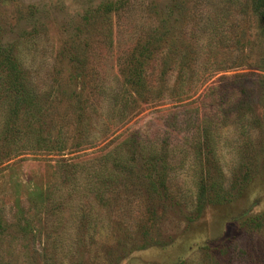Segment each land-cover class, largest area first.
I'll return each instance as SVG.
<instances>
[{
    "label": "rangeland",
    "instance_id": "374dc122",
    "mask_svg": "<svg viewBox=\"0 0 264 264\" xmlns=\"http://www.w3.org/2000/svg\"><path fill=\"white\" fill-rule=\"evenodd\" d=\"M107 1L0 0L29 95L6 128L0 71V264H264L253 0H124L102 21Z\"/></svg>",
    "mask_w": 264,
    "mask_h": 264
},
{
    "label": "trees",
    "instance_id": "16d2710c",
    "mask_svg": "<svg viewBox=\"0 0 264 264\" xmlns=\"http://www.w3.org/2000/svg\"><path fill=\"white\" fill-rule=\"evenodd\" d=\"M120 1L116 3L107 1L105 4L99 6L96 12H99L100 17H102L103 19L102 21H105L109 17V15L113 13L114 9H117V7L125 5L124 0H120ZM253 8L255 9V11L260 13V17L264 29V0H253ZM91 15H93V13ZM163 28H166V26L163 25ZM165 32L166 31H164L163 34ZM166 33L164 34V36H167ZM166 40L167 39H164L162 37H157V35L150 36L141 47L140 53L142 54L152 53L153 51L157 50L162 44H164ZM20 67H21V62L19 60L16 51H14V49H7L0 46V71L3 73L1 75L3 79L2 86H4L6 91L14 93V97L16 98L17 103L19 104V105L17 104V106L13 108L14 110L10 112L9 118L7 120L6 128H9L10 126L12 127L11 119L17 114V110H18L17 107L20 106V104H22L23 101L29 102V99L27 97L29 95L27 94L24 88L23 77H22L23 74H22V69ZM131 68H132V72H131L132 74L127 79V83L129 86L133 88L135 92L138 93V95H142V92L146 91V85H145L146 80L143 74V66L140 62H137ZM166 69H167V64L165 65V69L162 70L163 73L165 71L167 72ZM5 71L7 72V74H4ZM154 160H157V157L155 156L154 152H151L149 154L146 163H154ZM0 161H1V157H0ZM164 163L166 162L164 161ZM207 198H208L207 189L203 188V190L201 191V196L199 198V206H198L199 212L206 207V204H208ZM249 219L250 217H247L245 218V221H250Z\"/></svg>",
    "mask_w": 264,
    "mask_h": 264
}]
</instances>
